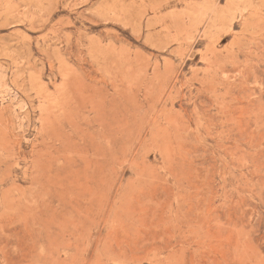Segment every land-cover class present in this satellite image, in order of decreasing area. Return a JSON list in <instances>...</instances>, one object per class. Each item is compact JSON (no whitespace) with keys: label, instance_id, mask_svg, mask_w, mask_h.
<instances>
[{"label":"rangeland","instance_id":"obj_1","mask_svg":"<svg viewBox=\"0 0 264 264\" xmlns=\"http://www.w3.org/2000/svg\"><path fill=\"white\" fill-rule=\"evenodd\" d=\"M0 264H264V0H0Z\"/></svg>","mask_w":264,"mask_h":264}]
</instances>
